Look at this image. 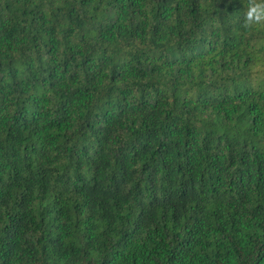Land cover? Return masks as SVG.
<instances>
[{"label":"trees","instance_id":"1","mask_svg":"<svg viewBox=\"0 0 264 264\" xmlns=\"http://www.w3.org/2000/svg\"><path fill=\"white\" fill-rule=\"evenodd\" d=\"M242 11L0 0V264H264V27Z\"/></svg>","mask_w":264,"mask_h":264},{"label":"clouds","instance_id":"2","mask_svg":"<svg viewBox=\"0 0 264 264\" xmlns=\"http://www.w3.org/2000/svg\"><path fill=\"white\" fill-rule=\"evenodd\" d=\"M242 23L240 28L246 34L255 31L258 27H264V0H247L243 2ZM264 56V52L259 53ZM251 78L254 83H260L264 77V69L257 64L250 69Z\"/></svg>","mask_w":264,"mask_h":264}]
</instances>
